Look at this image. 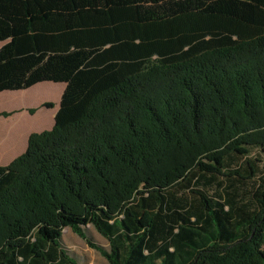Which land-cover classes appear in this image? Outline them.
<instances>
[{
    "label": "trees",
    "instance_id": "trees-1",
    "mask_svg": "<svg viewBox=\"0 0 264 264\" xmlns=\"http://www.w3.org/2000/svg\"><path fill=\"white\" fill-rule=\"evenodd\" d=\"M0 41V91L65 83L0 166V264H77L64 229L109 264H264V0H0Z\"/></svg>",
    "mask_w": 264,
    "mask_h": 264
},
{
    "label": "crops",
    "instance_id": "crops-1",
    "mask_svg": "<svg viewBox=\"0 0 264 264\" xmlns=\"http://www.w3.org/2000/svg\"><path fill=\"white\" fill-rule=\"evenodd\" d=\"M4 43L0 41V47ZM64 88V82L41 81L25 89L0 91V166L26 149L31 133L52 128ZM47 102L52 106H43ZM101 245L107 247V241Z\"/></svg>",
    "mask_w": 264,
    "mask_h": 264
},
{
    "label": "rangeland",
    "instance_id": "rangeland-1",
    "mask_svg": "<svg viewBox=\"0 0 264 264\" xmlns=\"http://www.w3.org/2000/svg\"><path fill=\"white\" fill-rule=\"evenodd\" d=\"M263 166H264V156ZM63 243L68 249L69 253L75 258L77 264H109L108 261L102 257L98 252L89 248L86 243L69 229H64ZM93 239L100 244L105 245V239L100 236L93 228L88 229Z\"/></svg>",
    "mask_w": 264,
    "mask_h": 264
}]
</instances>
